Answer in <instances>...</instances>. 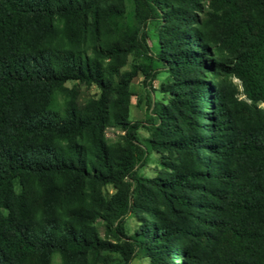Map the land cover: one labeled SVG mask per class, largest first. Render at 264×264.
I'll return each instance as SVG.
<instances>
[{
    "label": "trees",
    "instance_id": "trees-1",
    "mask_svg": "<svg viewBox=\"0 0 264 264\" xmlns=\"http://www.w3.org/2000/svg\"><path fill=\"white\" fill-rule=\"evenodd\" d=\"M137 75L148 121L128 118ZM106 252L264 264V0H0V264Z\"/></svg>",
    "mask_w": 264,
    "mask_h": 264
},
{
    "label": "rangeland",
    "instance_id": "rangeland-1",
    "mask_svg": "<svg viewBox=\"0 0 264 264\" xmlns=\"http://www.w3.org/2000/svg\"><path fill=\"white\" fill-rule=\"evenodd\" d=\"M129 5V4H128ZM157 25L155 22H150L148 26L149 34H151V29ZM154 39L152 37L147 38V42L150 46H152ZM17 48L20 51L27 50L26 47V36L24 34H19L17 37ZM133 62L132 55H129L127 58V64L122 68V70L129 69L130 64ZM167 77V74L163 71H160L156 78L152 81L151 88L149 89L152 99L161 100L164 101L165 96L160 91L161 85L165 82ZM233 81L238 84L239 81L237 79H233ZM68 86L71 85V83H67ZM129 90L131 92L130 95V105H129V113L128 118L132 121L136 120H142V121H148L149 120V114L147 109V94L148 91L145 88V85L143 84V76L137 75L133 78V80L130 83ZM98 93V90L94 86H85L81 85L79 87V99L81 102H83L87 97L96 95ZM117 131H115L112 128L107 129V136L110 138H114ZM139 136L141 140L145 141V139L148 137V133L145 129L141 128L139 130ZM145 143V142H143ZM146 144V143H145ZM163 167V163L161 161V154L157 151H152L149 155L148 162L145 166L138 169V174L148 177L156 176L159 172V170ZM108 189L110 193L113 192V189L111 186H108ZM138 222L134 215H129L126 218V229L129 233H132L134 229L136 228ZM108 255V264H124V258L120 253L117 252H106ZM52 264H60V258L58 256H55L52 260ZM130 264H149L148 260L146 258L141 257H134Z\"/></svg>",
    "mask_w": 264,
    "mask_h": 264
}]
</instances>
